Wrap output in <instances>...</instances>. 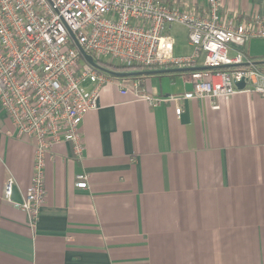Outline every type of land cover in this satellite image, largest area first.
Segmentation results:
<instances>
[{
  "label": "crops",
  "instance_id": "0c3cea01",
  "mask_svg": "<svg viewBox=\"0 0 264 264\" xmlns=\"http://www.w3.org/2000/svg\"><path fill=\"white\" fill-rule=\"evenodd\" d=\"M219 3L226 27L264 23V0ZM254 41L264 39L244 54L264 61V42L253 50ZM139 82L165 100L150 107L103 86L81 124L82 159L69 144L46 159L33 224L16 206L30 188L33 144L16 138L0 109V264H264V97L186 99L188 74ZM79 174L86 189L75 185Z\"/></svg>",
  "mask_w": 264,
  "mask_h": 264
},
{
  "label": "built area",
  "instance_id": "2783aa9c",
  "mask_svg": "<svg viewBox=\"0 0 264 264\" xmlns=\"http://www.w3.org/2000/svg\"><path fill=\"white\" fill-rule=\"evenodd\" d=\"M219 12V0H0V109L16 138L33 144L30 188L16 204L32 224L44 203L46 159L59 144H69L73 158L82 159L81 124L97 110L103 86L112 84L150 107L165 100L142 92L139 80L91 67L80 48L94 61L105 57L143 68H188L202 59L205 69L189 74L194 89L186 99L264 97V72L243 51L247 42L264 39V23L226 27ZM172 26L186 30L191 54L174 56L167 34ZM241 81L244 88L238 90ZM75 185L86 189V175H77ZM13 186L9 178L4 200L10 204Z\"/></svg>",
  "mask_w": 264,
  "mask_h": 264
},
{
  "label": "trees",
  "instance_id": "16d2710c",
  "mask_svg": "<svg viewBox=\"0 0 264 264\" xmlns=\"http://www.w3.org/2000/svg\"><path fill=\"white\" fill-rule=\"evenodd\" d=\"M96 63L99 67L113 72V73H117V74H128V73H142V72H146V71H152V72H161V73H157L156 75H183V74H190L193 71H200L203 70L202 68V61L199 62L196 66L193 67H188V68H180V69H186L185 72H181V73H164L165 70H172V69H178V68H174V67H165L164 69H158V68H143L141 66H123L114 62H104L100 59H96ZM255 65H257V67L264 72V61H258V62H254ZM149 76H145V75H141V76H134V77H130V78H126L129 80H140L143 78H146Z\"/></svg>",
  "mask_w": 264,
  "mask_h": 264
},
{
  "label": "rangeland",
  "instance_id": "374dc122",
  "mask_svg": "<svg viewBox=\"0 0 264 264\" xmlns=\"http://www.w3.org/2000/svg\"><path fill=\"white\" fill-rule=\"evenodd\" d=\"M170 34L172 36V39L174 41V55L176 57H184L187 56L191 49L189 47H187L186 43H185V29H183L182 27H178V26H173L172 30L167 32V34ZM250 42V41H249ZM247 42L244 46V49L247 48V46H249L251 43ZM264 41H254L253 44L255 43H262ZM257 44L252 45V49L255 50ZM263 49H261L262 51ZM246 53L248 54V52L246 51ZM97 59H100L104 62H108L110 61L108 58L105 57H99ZM255 59H259L258 57ZM80 65H82V62H79Z\"/></svg>",
  "mask_w": 264,
  "mask_h": 264
},
{
  "label": "water",
  "instance_id": "95a60500",
  "mask_svg": "<svg viewBox=\"0 0 264 264\" xmlns=\"http://www.w3.org/2000/svg\"><path fill=\"white\" fill-rule=\"evenodd\" d=\"M80 52L81 54L83 55L84 59L86 60V62L93 68L97 69V70H100V71H103L113 77H116V78H130V77H134V76H141V75H145V76H152V75H156L157 73H161V72H152V71H146V72H142V73H124V74H117V73H113V72H110V71H107L101 67H99L96 63V61H94L92 59V57L86 55L80 48ZM202 69H205V68H202ZM186 69H172V70H165L164 73H181V72H185ZM236 87L238 90H242L244 88V82L241 81L239 83L236 84Z\"/></svg>",
  "mask_w": 264,
  "mask_h": 264
}]
</instances>
